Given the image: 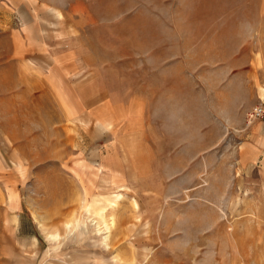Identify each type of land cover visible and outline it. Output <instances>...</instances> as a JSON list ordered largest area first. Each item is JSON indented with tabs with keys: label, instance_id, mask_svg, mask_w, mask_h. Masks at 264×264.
<instances>
[{
	"label": "rangeland",
	"instance_id": "1",
	"mask_svg": "<svg viewBox=\"0 0 264 264\" xmlns=\"http://www.w3.org/2000/svg\"><path fill=\"white\" fill-rule=\"evenodd\" d=\"M262 99L264 0H0V264H264Z\"/></svg>",
	"mask_w": 264,
	"mask_h": 264
},
{
	"label": "built area",
	"instance_id": "2",
	"mask_svg": "<svg viewBox=\"0 0 264 264\" xmlns=\"http://www.w3.org/2000/svg\"><path fill=\"white\" fill-rule=\"evenodd\" d=\"M247 118L251 121L260 120L264 124V99H262L259 104L255 105L247 113Z\"/></svg>",
	"mask_w": 264,
	"mask_h": 264
},
{
	"label": "bare ground",
	"instance_id": "3",
	"mask_svg": "<svg viewBox=\"0 0 264 264\" xmlns=\"http://www.w3.org/2000/svg\"><path fill=\"white\" fill-rule=\"evenodd\" d=\"M108 227H106V229H107Z\"/></svg>",
	"mask_w": 264,
	"mask_h": 264
}]
</instances>
